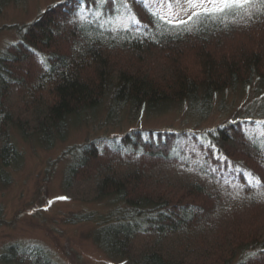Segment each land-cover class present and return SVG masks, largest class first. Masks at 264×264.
Instances as JSON below:
<instances>
[{
	"label": "trees",
	"instance_id": "trees-1",
	"mask_svg": "<svg viewBox=\"0 0 264 264\" xmlns=\"http://www.w3.org/2000/svg\"><path fill=\"white\" fill-rule=\"evenodd\" d=\"M119 7L127 25L107 22ZM13 28L0 52L1 186L20 164L16 139L52 148L104 107L117 118L183 109L189 129L136 125L64 151L66 194L110 205L77 221L94 222L93 243L121 264H264V0L180 23L146 0H62ZM231 92L250 99L198 126ZM0 264L58 263L24 243Z\"/></svg>",
	"mask_w": 264,
	"mask_h": 264
},
{
	"label": "rangeland",
	"instance_id": "rangeland-1",
	"mask_svg": "<svg viewBox=\"0 0 264 264\" xmlns=\"http://www.w3.org/2000/svg\"><path fill=\"white\" fill-rule=\"evenodd\" d=\"M59 1L10 0L4 4L0 10V52L16 41L14 25L32 21L40 11ZM146 2L163 18L175 23L187 21L195 13L213 11L225 6L221 0ZM91 10L85 12L89 13ZM102 10L101 8L98 12L102 13ZM132 15L119 7L107 22L127 25ZM249 99L246 93L225 94L222 102L220 99L216 100L208 119L197 121L198 126L217 124L226 119L239 105L247 104ZM101 110L92 126L81 125L72 129L64 142H57L52 148L45 149L36 142H22L16 139V147L21 152L20 161L18 160L20 164L18 167L15 164L13 168H9L10 183L0 185V254L11 244L33 243L42 245L58 264H121L108 259L93 243L94 222L77 221L76 216L80 214H104L110 205L107 201L87 203L66 194L63 188V174L72 157L64 155V151L87 138L111 136L136 125L182 131L191 128L194 122L179 108L161 115H145L143 118H134L128 113L118 115L119 118L109 113L112 115L107 117L108 108Z\"/></svg>",
	"mask_w": 264,
	"mask_h": 264
},
{
	"label": "snow or ice",
	"instance_id": "snow-or-ice-1",
	"mask_svg": "<svg viewBox=\"0 0 264 264\" xmlns=\"http://www.w3.org/2000/svg\"><path fill=\"white\" fill-rule=\"evenodd\" d=\"M213 2H215V0H213ZM221 2L223 4H225V6H228L230 3L231 4H247L250 3L251 0H221ZM221 11H223V9H220ZM57 199H67L66 197H57ZM51 203V201L49 202Z\"/></svg>",
	"mask_w": 264,
	"mask_h": 264
},
{
	"label": "bare ground",
	"instance_id": "bare-ground-1",
	"mask_svg": "<svg viewBox=\"0 0 264 264\" xmlns=\"http://www.w3.org/2000/svg\"><path fill=\"white\" fill-rule=\"evenodd\" d=\"M60 1H62V0H60ZM60 1H59V2H60ZM57 3H58V2H57ZM117 25H118V24H117ZM119 26H120V25H119Z\"/></svg>",
	"mask_w": 264,
	"mask_h": 264
}]
</instances>
